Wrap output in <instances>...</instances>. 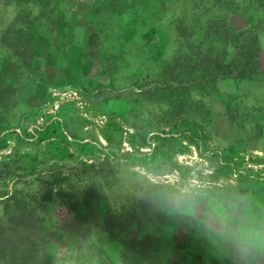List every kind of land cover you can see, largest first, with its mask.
<instances>
[{"label":"rangeland","instance_id":"obj_1","mask_svg":"<svg viewBox=\"0 0 264 264\" xmlns=\"http://www.w3.org/2000/svg\"><path fill=\"white\" fill-rule=\"evenodd\" d=\"M26 1L0 0L12 84L0 101V214L32 208L62 241L48 244L49 264H264L232 243L241 226L264 229V0L235 3L247 15L232 25L252 23L259 52L226 77L204 75L224 53L192 23L209 8L198 0H88L98 16ZM182 14L188 41L175 39ZM20 21L30 40L15 39ZM177 53L189 62L180 82L167 68ZM179 187L200 192L195 210L172 198Z\"/></svg>","mask_w":264,"mask_h":264},{"label":"trees","instance_id":"obj_2","mask_svg":"<svg viewBox=\"0 0 264 264\" xmlns=\"http://www.w3.org/2000/svg\"><path fill=\"white\" fill-rule=\"evenodd\" d=\"M42 0L40 3H36L34 0H27L26 4H40L43 7L46 3L47 7L57 8L60 4L69 5L70 7L76 6L79 9L87 7H95L96 10L92 13V16H98L102 10V4L93 3L91 4L88 0ZM237 0H198L199 4L204 7H209L208 10L201 11L198 7L192 10V15L195 17L193 25L201 26V34L203 38L212 37L215 47L222 49L224 57L222 59H213L207 63V67L203 70L205 76H230L231 73L236 72L237 74H244L246 71H251L255 68L259 48L256 45L257 32L253 31L252 23L250 28L235 29L232 25V18L235 15H243L246 17L247 10L242 9L238 4H235ZM43 4V5H42ZM165 2L161 3L163 6ZM112 3L108 5L110 8ZM131 9L130 11H132ZM111 11H107V14ZM160 18L165 17L166 13L158 11ZM262 17V18H261ZM259 19L264 20V13ZM179 19V17H177ZM203 18V20L201 19ZM87 20V17L85 18ZM88 19L94 18L90 17ZM202 20L200 22V20ZM20 20V19H19ZM186 16L182 14V19H179L177 24L179 25L178 30L180 31L175 35L177 41L190 40L191 33H187L191 20L188 19L187 23ZM90 24L86 30L92 32L97 30V26ZM260 21V20H259ZM21 30L14 33L15 39H20V35H23L26 39L30 40L28 28L29 22L20 21ZM80 29V27H78ZM23 30V31H22ZM71 32V33H70ZM68 34H72L69 30ZM64 35L61 40L62 42H69L70 46H75L72 35ZM197 41V40H194ZM203 43L202 41L200 42ZM200 44V45H201ZM211 48V47H210ZM210 48L206 49L204 59L208 57ZM178 52L179 49H178ZM201 53V50L198 54ZM188 61L183 63L181 60L180 53L173 56V60L169 62L167 66L168 71L174 78L180 82V68L187 67ZM11 83L5 79V76L0 73V101L3 100L4 94L7 89L11 87ZM1 107V106H0ZM18 206L19 203L13 204ZM11 205V206H13ZM14 211L4 210L0 214V264H49L51 260L49 245L51 242H62L53 241L54 233L48 232L46 226L41 224L34 219L35 216L31 213V209L28 207L21 208L20 206L14 208ZM42 221V220H40ZM67 246L76 247L73 243L64 242Z\"/></svg>","mask_w":264,"mask_h":264},{"label":"clouds","instance_id":"obj_3","mask_svg":"<svg viewBox=\"0 0 264 264\" xmlns=\"http://www.w3.org/2000/svg\"><path fill=\"white\" fill-rule=\"evenodd\" d=\"M200 195L192 187H179L171 193L172 198L181 204H188L195 210L196 197ZM232 243L241 258H248L252 252L264 255V229L259 231L241 226L233 233Z\"/></svg>","mask_w":264,"mask_h":264}]
</instances>
